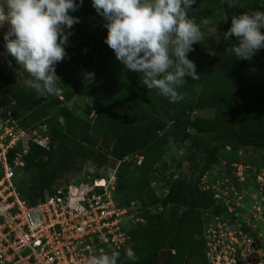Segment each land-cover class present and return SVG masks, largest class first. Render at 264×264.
Returning <instances> with one entry per match:
<instances>
[{
	"label": "trees",
	"instance_id": "trees-1",
	"mask_svg": "<svg viewBox=\"0 0 264 264\" xmlns=\"http://www.w3.org/2000/svg\"><path fill=\"white\" fill-rule=\"evenodd\" d=\"M216 2L222 7L218 45L212 54L197 48L198 56L194 55L197 45L193 46L188 58L194 62L192 57H196L200 78L185 77L186 82L178 89L182 97L178 102L169 103L155 89L148 90L140 83L139 73L125 70L118 61L116 68L111 66L114 53L103 42L107 30L90 0H83L78 11L70 13L79 23L73 25V37L67 42V58L55 68L60 93L39 97L9 76L0 78V98L7 96L12 102V120L26 130L38 124L46 126L50 138L48 147L31 141L24 156L23 169L32 177L31 181L24 177L19 181L34 203L52 194L64 173L80 171L86 161L102 168L110 159L116 164L130 154L144 155L141 165L123 162L118 167L117 193L122 203L138 200L146 208L161 202L163 206L173 205L174 210L166 216L162 212L151 215L146 209L144 215L156 221L160 229L138 224L131 231L134 244L129 247L137 259L127 260L128 248L113 251L120 253L118 264H157L163 249L172 251L167 264H187L196 259L206 264L202 213L218 215L224 209L216 203L212 190L200 187L204 172L218 162L222 148L238 145L264 149V49L250 60H236L225 52L235 38L223 39L232 15L264 11V0H233L231 7ZM82 43L91 45L85 54ZM86 72L94 73L90 81L94 104L76 111L67 103L89 83L84 79ZM194 110L198 115L191 119ZM91 113H95L93 120ZM171 140H191V149H201L203 157L188 177H157L169 188L167 196L159 199L150 181Z\"/></svg>",
	"mask_w": 264,
	"mask_h": 264
},
{
	"label": "built area",
	"instance_id": "built-area-1",
	"mask_svg": "<svg viewBox=\"0 0 264 264\" xmlns=\"http://www.w3.org/2000/svg\"><path fill=\"white\" fill-rule=\"evenodd\" d=\"M4 3L0 0V7ZM7 29L6 23L0 28V40ZM197 115L198 110H194L191 119ZM12 123L8 126L0 122V264H89L93 256L132 247L131 231L144 222V216L137 201L122 203L117 193V170L123 162L141 165L144 155H127L109 169V175L59 183L52 194L34 203L23 192L17 171L25 167L24 156L31 141L48 147L47 127L43 128V136L34 137V131L29 133L14 120ZM26 138L27 147L18 150V143ZM232 167L234 178L244 185L251 166L235 161ZM259 177L261 202L258 193L247 194L239 230L241 240L237 230H231L229 241L208 242L204 249L206 264H264V174ZM153 186L159 199L169 193V188L158 180ZM156 205L163 210L161 202ZM237 215L229 209L230 222L238 221Z\"/></svg>",
	"mask_w": 264,
	"mask_h": 264
},
{
	"label": "clouds",
	"instance_id": "clouds-1",
	"mask_svg": "<svg viewBox=\"0 0 264 264\" xmlns=\"http://www.w3.org/2000/svg\"><path fill=\"white\" fill-rule=\"evenodd\" d=\"M103 18L107 34L103 42L125 70L140 74V83L155 89L169 103L182 99L178 89L185 77L198 80L195 63L188 58L193 45L201 42L199 25L189 17L196 0H90ZM232 6L233 0H220ZM83 0H5L0 7V28L5 23L3 47L7 55L30 77L28 86L39 97L55 95L58 80L55 66L67 58L70 29L79 18L70 15ZM227 19V17L225 18ZM264 11L231 16L223 39L235 38L225 52L236 60H250L264 49ZM85 81L94 73H84ZM120 253H101L89 264H118ZM129 261L137 259L131 248Z\"/></svg>",
	"mask_w": 264,
	"mask_h": 264
},
{
	"label": "rangeland",
	"instance_id": "rangeland-1",
	"mask_svg": "<svg viewBox=\"0 0 264 264\" xmlns=\"http://www.w3.org/2000/svg\"><path fill=\"white\" fill-rule=\"evenodd\" d=\"M192 11V12H191ZM222 11L220 3L216 0H202L200 4H194L189 12V17L193 19L200 27L201 30V42L195 44V56H198V49L201 48L205 53H212L215 50V47L218 45L217 33L222 29V26L219 23L218 17L219 13ZM192 14V15H191ZM83 18V17H82ZM74 26L72 27V29ZM70 29V31H72ZM73 36L70 35L68 40L71 41ZM4 41L3 38L0 40V78L4 75L11 77L16 83L28 86V81L30 77L23 70L21 66L16 65L15 61L11 56L7 55L3 47ZM83 54H85L90 48L91 45L88 43H82ZM194 46V45H193ZM197 50V51H196ZM196 65V57H192ZM61 63V62H60ZM58 63L55 68L60 64ZM111 66L117 67L118 63L113 56L111 60ZM196 69H199L196 67ZM60 93L62 88H58ZM63 98V97H61ZM93 105L94 104V92L92 82L85 84L81 90H79L74 98L67 103V105L75 109L76 111H81L83 105ZM12 102L7 96H2L0 98V122L3 125L12 126L11 112ZM95 110V108H93ZM189 114V113H187ZM201 115V113H199ZM95 113H91L89 116L90 120H93ZM16 122V121H15ZM17 125L23 129L24 127L20 126L18 122ZM45 126L37 125L35 128L28 129L27 131L36 133L34 137L43 136V128ZM27 138L20 143H18L17 149L21 150L27 147L28 142ZM44 141V140H43ZM48 143V140H45ZM191 140L188 141H169V144L165 147L163 157L160 162L156 163L157 172L151 178V187L155 190L156 186H153V183L157 181V177H161L163 174L166 177H188L193 170L194 164L202 160L203 152L201 149L194 151L190 146ZM100 144V140L98 142ZM219 160L217 163L210 166L201 178L200 187L210 189L214 192L216 203L222 207L224 210L221 214L214 215L209 211H203L202 220H203V237L205 239L206 245L208 242H213L214 240L224 239L229 241L230 235L228 234L231 230H237L238 239L240 238L239 230L241 229V223L244 214V207L248 201V196L250 192L257 194V200L261 202L260 187L262 182L260 181V175L264 174V149L255 150L251 147L244 146H228L226 149H221L219 152ZM192 154L194 158H192ZM235 161H243L251 166L249 169V178L247 182L243 185L236 181L234 178V168L232 163ZM117 163V162H116ZM165 163V166L162 168L161 164ZM107 166L99 168L95 164H92L91 161H86L83 164V168L80 171H69L62 175L57 183H63L67 180L71 182L77 181L78 179L85 178L88 176H101L109 175V169L115 167L117 164L110 159L107 163ZM118 172V170H117ZM31 179L32 174L27 172L25 169H18L17 179L21 178ZM31 181V180H30ZM264 188V186H263ZM159 189V188H158ZM263 195L264 190L262 189ZM253 200H250L252 202ZM141 210V215L144 217V222L138 224L143 225L145 229L158 230L159 224L156 221H150L145 215L144 211L149 210L151 215L164 213L166 216H169L173 210V205L163 206V210L160 211L157 208V205H147L146 208L137 200V206ZM234 209V212H237L238 221L230 222L228 213L229 209ZM240 216L242 218H240ZM264 238V235H263ZM187 264H203L202 260L196 259L191 260Z\"/></svg>",
	"mask_w": 264,
	"mask_h": 264
},
{
	"label": "water",
	"instance_id": "water-1",
	"mask_svg": "<svg viewBox=\"0 0 264 264\" xmlns=\"http://www.w3.org/2000/svg\"><path fill=\"white\" fill-rule=\"evenodd\" d=\"M171 253L172 251L170 249H163L162 251H160L157 264H167L170 259Z\"/></svg>",
	"mask_w": 264,
	"mask_h": 264
},
{
	"label": "crops",
	"instance_id": "crops-1",
	"mask_svg": "<svg viewBox=\"0 0 264 264\" xmlns=\"http://www.w3.org/2000/svg\"><path fill=\"white\" fill-rule=\"evenodd\" d=\"M216 36H217V40H218V42H219V39H220V38H219L218 35H216ZM199 49L202 50L201 48H199ZM215 49H216V47H215ZM215 49H214V50H215ZM212 53H213V52H212ZM212 53H210V54H212Z\"/></svg>",
	"mask_w": 264,
	"mask_h": 264
}]
</instances>
